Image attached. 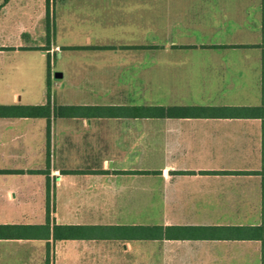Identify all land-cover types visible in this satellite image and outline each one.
<instances>
[{"label": "crops", "instance_id": "crops-1", "mask_svg": "<svg viewBox=\"0 0 264 264\" xmlns=\"http://www.w3.org/2000/svg\"><path fill=\"white\" fill-rule=\"evenodd\" d=\"M48 5L0 0V264H260L261 0Z\"/></svg>", "mask_w": 264, "mask_h": 264}, {"label": "trees", "instance_id": "trees-1", "mask_svg": "<svg viewBox=\"0 0 264 264\" xmlns=\"http://www.w3.org/2000/svg\"><path fill=\"white\" fill-rule=\"evenodd\" d=\"M49 13L48 0H46V15ZM261 49V103L257 106L244 107L242 110L247 116L257 117L261 120V168L257 171L261 176V196H262V209H261V223L259 226L254 227L257 239L261 243V263L264 264V0H261V42L259 44ZM16 110V115L24 116H45L49 117L50 103L49 100L45 105L40 106H26L19 107ZM54 112L61 114V107H55ZM47 220L49 219V209L47 207L46 213ZM8 228V226H0V229ZM5 234V232H3Z\"/></svg>", "mask_w": 264, "mask_h": 264}, {"label": "rangeland", "instance_id": "rangeland-1", "mask_svg": "<svg viewBox=\"0 0 264 264\" xmlns=\"http://www.w3.org/2000/svg\"><path fill=\"white\" fill-rule=\"evenodd\" d=\"M56 14L60 13L62 9V5H56ZM13 57L15 58L17 67L19 70L22 71V75H24L22 81H29L32 82V86L34 88L41 86L42 88L45 87V74L47 72V61L48 58L46 56H42L39 51H26L25 53H18L14 54ZM53 59V56L51 57ZM73 59V58H72ZM55 63L51 67L50 71L54 72H62L65 70V73L62 78L59 80L60 87H66L69 82L70 78V70L68 61L65 58L61 57L60 59L56 56ZM73 64V63H72ZM27 67V68H25ZM72 67V66H71ZM31 71V73L29 72ZM28 72V73H27ZM27 73V74H26ZM36 86V87H35ZM27 88L19 89L20 92H24ZM38 89V88H37Z\"/></svg>", "mask_w": 264, "mask_h": 264}, {"label": "water", "instance_id": "water-1", "mask_svg": "<svg viewBox=\"0 0 264 264\" xmlns=\"http://www.w3.org/2000/svg\"><path fill=\"white\" fill-rule=\"evenodd\" d=\"M57 75H60V73H57Z\"/></svg>", "mask_w": 264, "mask_h": 264}]
</instances>
